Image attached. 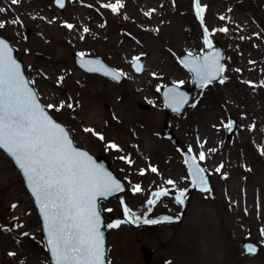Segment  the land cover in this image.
Instances as JSON below:
<instances>
[{
    "label": "rangeland",
    "instance_id": "rangeland-1",
    "mask_svg": "<svg viewBox=\"0 0 264 264\" xmlns=\"http://www.w3.org/2000/svg\"><path fill=\"white\" fill-rule=\"evenodd\" d=\"M30 1L12 5L11 0H0V7L6 9L0 13V21H19L7 23L0 35L14 47L41 103L45 107L65 103L59 111L46 107L50 115L65 126L78 147L93 156L103 155L125 187L120 201L99 202L106 226L124 221L118 228L107 227V264H171L168 250L185 226L195 232L197 228L196 238L194 232L191 238L189 233L180 236L186 264L196 257L201 264L203 259L232 264L216 260L225 248L235 250L237 264H264V0H225L221 14L213 10L216 0H199L206 6L203 23L196 15L194 0H123L125 6L119 14L102 7L115 0H65L62 11L54 0H34L39 2L34 14L28 8ZM145 11L151 13L153 24L148 33L140 34L138 16ZM182 12L193 13L195 19L183 20ZM173 14L175 27L165 29ZM205 27L210 41L224 49V82L197 91L181 115L165 118L161 88L173 82L189 85L190 75L177 63V56L204 49ZM223 28L228 31H219ZM151 47L159 49L155 56ZM73 53L103 58L123 73V81L115 84L85 74L73 63ZM135 57L145 65L140 75L130 69ZM68 103L73 107L68 108ZM137 103L148 108L141 109ZM124 113L133 121L127 126L128 133L118 137ZM228 116L236 121L230 137L225 136ZM166 124L178 143L163 136ZM86 128L103 135L104 140L85 132ZM212 131L214 141L201 143ZM146 134L148 139L143 137ZM110 143L120 151L107 147ZM189 147L207 172L213 192L194 191L181 213L170 195L187 191L190 185L181 157V151ZM201 151L204 161H199ZM150 167H156L158 173ZM0 168L6 180L0 193V264H50L31 199L19 172L1 150ZM169 179L176 182L175 188L165 183ZM137 184L142 188L139 193L133 192ZM160 188L168 189L169 195L154 206L147 205L152 192ZM14 189L19 193L11 194ZM125 207L142 220L172 219L158 224L128 222ZM206 230L207 235L213 234L209 239L199 234ZM243 241L258 245L259 253L243 255ZM141 245L151 250L149 261L143 260Z\"/></svg>",
    "mask_w": 264,
    "mask_h": 264
},
{
    "label": "snow or ice",
    "instance_id": "snow-or-ice-1",
    "mask_svg": "<svg viewBox=\"0 0 264 264\" xmlns=\"http://www.w3.org/2000/svg\"><path fill=\"white\" fill-rule=\"evenodd\" d=\"M197 17L203 23V13L206 6H201L199 0H194ZM20 0H11L12 5H17ZM59 7H64V0H56ZM123 0H115L114 3L103 4L114 14H119L124 8ZM5 8L0 7V13ZM151 15V13H145ZM220 19H225L221 16ZM7 23L17 24L19 21H0V29ZM72 29L73 25L65 24ZM87 32L89 29L84 28ZM219 31L227 32V28ZM204 44L208 48L213 45L208 37V29L204 28ZM12 49L8 44L0 40V149L5 150L22 170L27 180L28 187L39 205L43 217L44 228L47 233L48 246L54 264H104V237L101 232V212L97 208V198L106 197L114 191L122 190L119 182L110 172L97 166L87 152L74 147L68 131L57 123L42 107L37 98V93L29 87V82L21 72V66L13 59ZM191 56V54H189ZM220 54L215 53L203 58L195 57L185 63V67L195 74L201 86H207L217 77H221L225 71L220 63ZM90 72L103 69L104 75L119 80L122 72L109 71L100 65L99 61H90L87 65ZM134 69L142 72L143 66L139 64V57L134 58ZM239 71V69H237ZM223 83L224 79L221 78ZM180 83H183L182 81ZM250 83V82H249ZM169 106L179 105L186 102L175 88L169 89L165 94ZM64 102L48 104L47 109L61 110ZM72 108L71 103L67 104ZM229 122L226 127L232 128ZM254 128V126H253ZM92 132L100 140L103 135L95 133L93 129H84ZM107 147L120 151L115 143ZM203 147V145H201ZM214 151V150H213ZM192 152V148H188ZM264 155V150L261 151ZM127 163L132 161L126 157H120ZM206 159L205 153H199V161ZM188 167L193 185L199 186L202 191H209L204 169L200 167L195 156L184 161ZM223 165L216 169L221 171ZM150 171L158 173L156 167H150ZM141 170L140 175H144ZM165 183L175 188L176 182L169 179ZM142 188L139 184L133 186V192L139 193ZM186 190H179L175 196L178 204L184 203ZM152 198L147 200V205L154 206L162 197L169 195V190L160 188L152 192ZM15 207V205H13ZM151 209L149 208V211ZM107 211H112L107 209ZM128 222H138L142 218L136 216L128 207L124 208ZM171 217H163V221L171 220ZM158 219H143L146 224H158L163 222ZM124 221H115L107 225L109 228H118ZM264 235V228L261 229ZM27 235V233H25ZM248 253H255L256 248L246 246ZM15 255V253H9Z\"/></svg>",
    "mask_w": 264,
    "mask_h": 264
},
{
    "label": "water",
    "instance_id": "water-1",
    "mask_svg": "<svg viewBox=\"0 0 264 264\" xmlns=\"http://www.w3.org/2000/svg\"><path fill=\"white\" fill-rule=\"evenodd\" d=\"M54 3H55V5H56L59 9H63V8H61V7L58 6V4L56 3V0L54 1ZM64 4H65V0H64ZM0 40L5 41V42L8 44V46L12 49L11 55H12L13 59H15L16 62L21 66V72H22V74L24 75V73H23V71H22V64H21V61H20L18 58H16V57L14 56V48L11 46V44L9 43V41H8L6 38H4L3 36H1V35H0ZM212 45H213L212 48H208V47L206 46L205 49H204V51H203L201 54H199V55L191 54V56H190V55H189L190 53L184 52V53L180 54V55L177 57V59H178V63H179L181 66H183V67L189 72V74H190V76H191V81H190V86L185 87V88L180 87V86H178L177 84H174V83H172V84H167V85H165V86L162 88V91H161V100H162V102H163V108H164V112H165V116H166V118H167L168 116H170V115H173V114H175V115H180V114L184 111L185 107L188 105V103H189V101H190L191 96L193 95V93H194L195 91H197L198 89L203 88V87L201 86L200 82L198 81V79L196 78L195 74L192 73L191 71H189V69L186 68V67L184 66L186 62H188L190 59L195 58V57L203 58V57H205V56H211V55H214L215 53H219V54H220V57H221V59H220V63L223 65V50H222V48H221L219 45H216V44H212ZM72 56H73V61H74V63L76 64V66H77L78 68H80L81 70H83L84 72L88 73V74H99V75H101V76H103V77H105V78H109V79H111L112 81H114V82H116V83H120V82L122 81V79H123V75H122L121 78L117 81V80L112 79L111 76H106V75H104L103 69H102L101 71H97V72H90V71L87 70V67L82 66V65H87L90 61H99V62H100V65H102L104 69H108L109 71H116V72H119L118 70H116V69H115L114 67H112L111 65L107 64L103 59H101V58H99V57H94V56H80V55H77V54H73ZM133 64H134V59H133V60L131 61V63H130L131 68H132V70H133L136 74H141L143 71H142V72H136L135 69H134ZM139 64L143 66V70H144V64H143V62H142L141 60H139ZM24 77H25V79L27 80V78H26L25 75H24ZM219 79H220V77H217V79L213 80L211 83H213V82H215V81H218ZM27 81H28V80H27ZM28 82H29V81H28ZM211 83H209V84H211ZM29 87L32 88V86H31L30 83H29ZM204 87H205V86H204ZM173 88H175L176 91H178L183 97H186V98H187L186 102H184V103H182V104L179 105V110H178V111L176 110V107H177L176 105H173V106H171V107L169 106V101H168V99L166 98V95H165V94L168 92L169 89H173ZM32 89H33V88H32ZM33 90H34V89H33ZM37 98H38V96H37ZM38 101L40 102L39 98H38ZM40 104H41V102H40ZM41 106L44 107L42 104H41ZM138 107H140V108H144V109L147 108L146 106H144V105H142V104H138ZM45 110H46V109H45ZM56 122H57V121H56ZM229 122H231L233 126H232L231 129L226 128L225 134H226L227 137H229V136L231 135V133L235 130V126H236V122H235V120H234L232 117H229ZM57 123H59V122H57ZM59 124H60V123H59ZM60 125H61V124H60ZM61 126H63V125H61ZM63 127H64V126H63ZM64 128H65V127H64ZM162 132H163V134H164V136H165L166 138H169L172 142H177V139H176L175 136L173 135L170 126H168V125L163 126V128H162ZM70 138L72 139L71 136H70ZM72 141H73V140H72ZM73 145H74V147H76L77 149H79V150H81V151H85V152H87L85 149L77 147L76 144L74 143V141H73ZM1 150H2V151H3V152H4V153H5V154H6V155L12 160V162L14 163L16 169L20 172V174H21V176H22L24 186H25V188H26L28 194L30 195V197H31V199H32V202H33V205H34V207H35V209H36V212H37V214H38V216H39V218H40V222H41V230H42V234H43V240H44V244H45V249H46V251H47V253H48V255H49V258H50L51 264H54V261H53V259H52L51 252H50V249H49V246H48L47 233H46V230H45V228H44L43 217H42V215H41V213H40L39 205L37 204L35 197L32 195V192H31L30 188L28 187L27 180H26V178L24 177L22 170H21V169L15 164L14 159H13V158H12V157H11L6 151H5V150H3V149H1ZM87 153H88L89 156H91L92 160L95 162V164H96L97 166L103 168V169H104L105 171H107V172H110V173L112 174V176H113V177L119 182V184L121 185V188H122V190H120V191H114V192H112L110 195H108V196H106V197H98V198H97V208H98V210L100 211V209H99V202H100V201H109V200H111V199L121 200V199L123 198L124 194H125V188H124L123 182L120 180V178H118V177L112 172V170H111V168H110V166H109V163L107 162V160L105 159L104 156L94 157V156H92L89 152H87ZM182 156H183V159H184V161H185V160L189 159L190 157H192V156H194V155H193L192 152L189 153L188 150H184V151L182 152ZM184 163H185V162H184ZM185 166H186V168H187V173H188V176H189V178H190L191 185H190V187H189V189H188V192L185 194V197H184V203H183L182 205L179 204L180 207H181V210H182V211L185 210V208H186V206H187V204H188V202H189V198H190V196H191V193H192L194 190H196V189L201 190L199 186H194V185H193L192 178H191V176L189 175L188 167H187L186 164H185ZM200 167H201V166H200ZM204 176H205L206 179H207L208 189H209V191H211L210 184H209V178H208V176H207V174H206L205 171H204ZM176 194H177V193L171 195L172 198L174 199V201H175V196H176ZM175 202H176V201H175ZM100 212H101V211H100ZM101 222H102L101 232L103 233V237H104V264H107V246H106V242H107V231H108V229H107V226H106V224H105V222H104V218H103L102 213H101ZM248 245H252V246H254V247L256 248V252H255V253H248V252L246 251V246H248ZM242 246H243V252H244V254L249 255V256H255V255L258 253V251H259V247H258L257 245H255V244H253V243H251V242H248V241H244V242H242ZM139 250H140V252H141V254H142L143 259H144L145 261H148V260L150 259V257H151V251H150L147 247H145V246H140V247H139Z\"/></svg>",
    "mask_w": 264,
    "mask_h": 264
},
{
    "label": "bare ground",
    "instance_id": "bare-ground-1",
    "mask_svg": "<svg viewBox=\"0 0 264 264\" xmlns=\"http://www.w3.org/2000/svg\"><path fill=\"white\" fill-rule=\"evenodd\" d=\"M4 2V1H3ZM37 3H39L38 1H34V0H31L28 4V8H30L29 10L31 11L30 13L34 14L35 12V9H36V6L38 8V5ZM32 4V6H31ZM33 7V8H32ZM225 9V0H216V2L214 3L213 5V10L217 13V14H221ZM145 13H149L148 11H145L142 13V15H139L138 16V20L140 22V25L141 27L137 30L140 34H146L148 33L151 28L150 26L153 24L152 23V19L150 18V15H145ZM183 20H186V21H189V19H192L194 20L195 19V15L193 13H186V12H182L181 16H180ZM175 27V19H174V14L170 16L169 18V21L165 24L164 28L165 29H169V28H174ZM191 41V40H190ZM54 48L56 49H60L59 48V45L58 44H54ZM151 51L152 53H154V56L156 55V53L159 51V49L157 47H151ZM55 62L57 63H60V59H56ZM50 93H55V92H52L50 91ZM127 112V111H125ZM133 121L132 117L128 115V113H124V116L121 118L120 120V124H121V127L117 128V136L118 137H123L126 135L127 132V126L130 125V123ZM145 139H148V135H144L143 136ZM208 140H204L203 138L201 139V143H204V144H207V143H211L214 141V132L212 131V133L208 136L207 138ZM4 181L5 180V175L4 173L1 171V168H0V184L2 185L0 187V193L3 191V189H5L4 187ZM15 193H19L17 191H15V189L13 190V192H10L11 194H14ZM20 199V198H19ZM18 199V200H19ZM1 200V199H0ZM197 208H198V205H196ZM198 213V212H197ZM196 213V214H197ZM201 228V227H200ZM207 231H200L199 234H201L202 238L204 237V239H209L213 234H208L207 235ZM192 232H194L196 234L197 232V228H196V232L193 231L191 229L190 226H185L183 228H181V230L177 233V235L173 238L172 240V243H171V247L170 249L168 250V253H169V257H168V261L171 263V264H186L184 262V259H183V255H182V249H183V243H182V237H180L182 234H188L191 235L190 238L193 236L192 235ZM215 235V234H214ZM197 234L195 235L194 238H196ZM227 248H225V250H222L218 256H217V261H226L228 260L229 262H231L232 264H237L238 262V257L235 253V250L234 249H228L226 250ZM208 248H206L205 252H207ZM227 251H228V254H227ZM197 255H198V251H197ZM194 258H195V254H194ZM199 258V257H198ZM188 264H201L200 261L197 260V257L194 259V260H188ZM203 264H215V262L213 263L212 261L210 260H204L202 261ZM245 264H262L261 262L259 261H255V262H246Z\"/></svg>",
    "mask_w": 264,
    "mask_h": 264
}]
</instances>
